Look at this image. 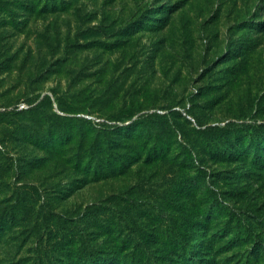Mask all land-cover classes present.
Returning a JSON list of instances; mask_svg holds the SVG:
<instances>
[{"label":"rangeland","instance_id":"374dc122","mask_svg":"<svg viewBox=\"0 0 264 264\" xmlns=\"http://www.w3.org/2000/svg\"><path fill=\"white\" fill-rule=\"evenodd\" d=\"M210 186L264 232V0H0V209L196 219ZM242 223L218 264H264Z\"/></svg>","mask_w":264,"mask_h":264},{"label":"trees","instance_id":"16d2710c","mask_svg":"<svg viewBox=\"0 0 264 264\" xmlns=\"http://www.w3.org/2000/svg\"><path fill=\"white\" fill-rule=\"evenodd\" d=\"M158 117L153 116L146 121ZM137 122L144 121H136L134 124ZM210 129L219 138L225 136L228 126ZM154 152L151 151V154L156 155ZM110 168L109 164L108 170ZM97 172H102L103 177L112 173L105 171L103 165L97 166ZM208 192L212 201L210 205L204 203L207 206L203 211L199 209L202 202L196 205L197 210L202 211L196 219L191 214L187 216L183 213H169L157 218L126 213L98 214L93 212L95 204L92 203L80 213H41L35 216L34 222L32 217L29 223L22 225L20 222L29 220L28 216L18 217L0 209L1 250L5 246H12L16 251L22 250L17 260L16 254L0 255V264H218V249L223 238L231 232L233 222L238 229L241 227L240 220H243L244 228H249L245 233L240 230L238 235L234 234L226 243L236 244L235 247L251 243L250 250H241L244 249L248 256H258L260 250H264V232L236 211L212 186ZM183 197L184 194L180 199ZM186 208L191 213L195 212L193 208ZM221 212L222 218L224 214L230 217L221 221ZM213 214L218 215L215 217ZM215 218L217 220L214 221ZM190 226L198 233H194Z\"/></svg>","mask_w":264,"mask_h":264},{"label":"built area","instance_id":"2783aa9c","mask_svg":"<svg viewBox=\"0 0 264 264\" xmlns=\"http://www.w3.org/2000/svg\"><path fill=\"white\" fill-rule=\"evenodd\" d=\"M23 107H25L24 103L19 104V108H23Z\"/></svg>","mask_w":264,"mask_h":264}]
</instances>
